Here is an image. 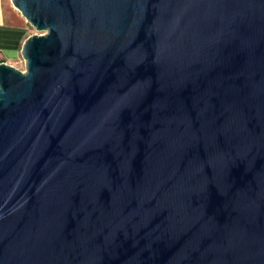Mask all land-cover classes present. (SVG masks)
<instances>
[{
    "label": "water",
    "instance_id": "1",
    "mask_svg": "<svg viewBox=\"0 0 264 264\" xmlns=\"http://www.w3.org/2000/svg\"><path fill=\"white\" fill-rule=\"evenodd\" d=\"M0 264H264V0H12Z\"/></svg>",
    "mask_w": 264,
    "mask_h": 264
},
{
    "label": "crops",
    "instance_id": "2",
    "mask_svg": "<svg viewBox=\"0 0 264 264\" xmlns=\"http://www.w3.org/2000/svg\"><path fill=\"white\" fill-rule=\"evenodd\" d=\"M32 34L31 24L12 0H0V63L18 67L23 44Z\"/></svg>",
    "mask_w": 264,
    "mask_h": 264
},
{
    "label": "rangeland",
    "instance_id": "3",
    "mask_svg": "<svg viewBox=\"0 0 264 264\" xmlns=\"http://www.w3.org/2000/svg\"><path fill=\"white\" fill-rule=\"evenodd\" d=\"M31 32L33 33V34H35L37 31H36V29L31 25ZM32 34V35H33ZM18 67L17 68H19V69H21V70H24L25 69V61H24V59L22 58V60H21V62L17 65ZM16 67V66H15Z\"/></svg>",
    "mask_w": 264,
    "mask_h": 264
}]
</instances>
